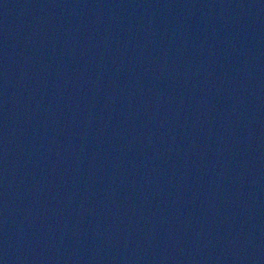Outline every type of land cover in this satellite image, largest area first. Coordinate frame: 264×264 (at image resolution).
<instances>
[{
    "label": "water",
    "instance_id": "water-1",
    "mask_svg": "<svg viewBox=\"0 0 264 264\" xmlns=\"http://www.w3.org/2000/svg\"><path fill=\"white\" fill-rule=\"evenodd\" d=\"M0 264H264V0H0Z\"/></svg>",
    "mask_w": 264,
    "mask_h": 264
}]
</instances>
